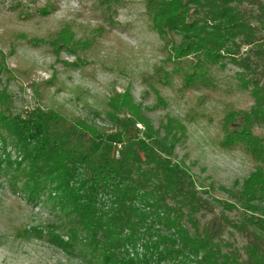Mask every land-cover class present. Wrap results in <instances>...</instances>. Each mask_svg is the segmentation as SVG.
Returning <instances> with one entry per match:
<instances>
[{
  "label": "rangeland",
  "instance_id": "obj_1",
  "mask_svg": "<svg viewBox=\"0 0 264 264\" xmlns=\"http://www.w3.org/2000/svg\"><path fill=\"white\" fill-rule=\"evenodd\" d=\"M250 1L229 6L258 13ZM147 2L0 0V264H101L87 249L54 245L68 241L70 216L48 203L47 188L31 195L35 186L25 176L22 152L31 139H22L20 126L16 136L14 124L30 125L39 114H57L58 132L71 143L79 140L88 158L103 159L113 169L127 151L140 159L139 147L152 145L170 167L188 170L216 212L221 211L216 201H222L236 206L225 212L231 223L244 213L232 198L256 170L264 174V164L226 138L242 132L264 138V122L251 125L243 118L254 103L239 66L255 50L264 52V30L252 22L256 41L225 43L213 64L197 68L196 56L173 60L170 45L155 32ZM191 72L201 76L186 82ZM171 121L181 128L167 134ZM31 181L47 184L38 177ZM250 206L260 215L264 197ZM209 217L197 215L199 224ZM221 241L242 253L244 240L232 228H225ZM143 250L120 249L132 260L139 259L133 251L140 256Z\"/></svg>",
  "mask_w": 264,
  "mask_h": 264
},
{
  "label": "trees",
  "instance_id": "obj_2",
  "mask_svg": "<svg viewBox=\"0 0 264 264\" xmlns=\"http://www.w3.org/2000/svg\"><path fill=\"white\" fill-rule=\"evenodd\" d=\"M232 2L238 0H148L147 6L155 32L170 45L173 60L196 56L194 64L203 68L213 64L225 43L233 46L238 39L251 45L256 41L252 22L264 30V0L250 1L259 8L258 13L230 7ZM169 34L178 35L182 42L172 41ZM253 56L239 61L248 76L246 82L252 86L254 105L243 116L251 125L264 122V52L257 49ZM194 76L201 75L191 72L185 81L192 82ZM57 121L58 115L49 112L32 117L30 125L14 124L24 131L21 134L17 128L16 136L31 139L30 146L22 151L28 162L25 176L35 186L31 195L47 188L48 203L60 205L70 216L68 241H52L54 245L87 249L101 264L161 260L173 264H264V211L256 215L259 209L250 206L264 197V174L259 169L233 196L244 213L238 222L231 223L225 212L234 210V204L216 201L221 208L216 212L212 203L197 192L188 170L170 167V161L152 145L139 147L140 159L134 151H127L118 168L113 169L103 159L88 158L79 140L71 143L56 130ZM178 128L171 121L165 130L171 134ZM49 132L54 134L51 139ZM89 133L93 135L94 130ZM226 140L242 144L253 162L264 164V138L242 132ZM35 177L47 184L36 185L31 181ZM51 193L55 198L50 199ZM206 213L209 219L199 224L197 215L203 218ZM228 227L244 240L242 253L222 244ZM125 245L144 249L140 256L133 251L139 259H127L120 251Z\"/></svg>",
  "mask_w": 264,
  "mask_h": 264
}]
</instances>
